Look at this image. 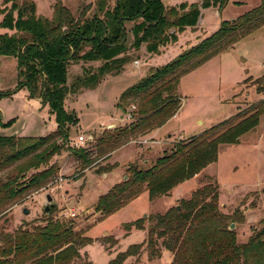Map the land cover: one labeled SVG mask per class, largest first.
Instances as JSON below:
<instances>
[{
	"label": "trees",
	"instance_id": "obj_1",
	"mask_svg": "<svg viewBox=\"0 0 264 264\" xmlns=\"http://www.w3.org/2000/svg\"><path fill=\"white\" fill-rule=\"evenodd\" d=\"M54 2L50 19L36 16L32 0H3L0 4V59L16 61L17 76L22 79L18 88L46 105L56 124V129L43 137H0V218L56 179L58 168L49 162L62 152H70L79 162L78 179L85 170L97 175L110 173L116 167L107 163L112 153L145 139L179 112L182 77L264 27L262 0L257 8L222 22L211 35L171 61L152 65L118 99L122 113L134 107L129 122L104 130L86 148L71 150L67 145L69 129L77 119L64 108L69 94L94 88L103 78L124 73L134 58L131 52L139 58L149 56L147 63L151 65L162 50L177 45L182 34L197 31L201 9L214 5L222 9L228 0H202L177 8L165 7L162 0H93L94 15H85V8L78 18L61 0ZM127 24H131L129 31ZM72 63H97V67L84 69L83 79L68 88L67 69ZM37 81L40 86L36 91ZM253 84L257 93L264 95V74ZM9 95L0 93V97ZM263 113L264 98L234 118L178 143L171 154L158 159L151 168L128 167L126 180L98 198L95 210L100 212V219L116 213L145 191L149 201L168 195L174 187L215 163L218 146L238 143L241 135L255 128ZM179 203V209L149 216L146 228L143 220L123 224L126 233L132 229L146 231V239L130 246L110 264H121L129 256L140 257L144 252L148 260H154L161 257L162 249L172 256L170 264H264V229L246 245H237L218 210L217 185H205ZM55 211L54 207L44 213L48 217L46 225L33 228V232L23 227L12 233L1 231L0 264L70 263L76 256L73 224L53 220Z\"/></svg>",
	"mask_w": 264,
	"mask_h": 264
},
{
	"label": "rangeland",
	"instance_id": "obj_2",
	"mask_svg": "<svg viewBox=\"0 0 264 264\" xmlns=\"http://www.w3.org/2000/svg\"><path fill=\"white\" fill-rule=\"evenodd\" d=\"M32 1L36 7V16L47 19L52 17L54 0ZM201 1L162 0L167 8H176L182 4H200ZM261 1L228 0L222 9H219L218 5L201 9L204 27L198 25L197 31H187L189 36H183L180 44L162 50L161 56L151 65L147 63L149 56L141 55L139 58L131 52L134 58L126 66L124 73L105 77L94 88H84L69 94L64 101V108L76 117L77 124L69 129L67 145L71 150L86 148V144L76 145L79 136L94 140L104 130L127 124L129 109L122 113L117 107L118 99L125 90L147 74L149 67L162 66L171 61L182 51L211 35L222 22H230L257 8ZM2 3L3 0H0V4ZM61 3L75 18H78L85 8L88 9L85 14L88 17L93 16L95 12L93 0H61ZM126 28L129 31L131 24H127ZM0 33L3 31L0 30ZM128 36L130 38V33ZM95 67L97 63L70 64L66 86L73 88L83 79L84 69L91 70ZM263 74L264 27L182 77L178 87V94L182 98L178 118L170 121L163 130V136L131 142L110 156L108 163L116 165L117 171L106 178L94 174L95 171L85 170L84 176L78 179L76 174L81 167L70 152L54 156L49 164H55L58 168L56 179L45 189L30 194L0 218V232L12 233L20 227L33 232L35 227H44L45 220L48 219L44 208L49 206L45 196L50 195L56 208L52 219L63 225L72 223V233L76 236L74 253L78 259L74 256L72 261L66 264H110L138 239L139 244L146 239V231L140 235L136 231L122 241L125 233L122 230L124 223L143 220L146 228L149 216L179 208V201L188 200L197 189L205 185H217L218 210L225 218V228L230 231L229 226L233 224L231 232L236 244L246 245L255 233L264 229V113L259 117L255 128L239 137L238 143L218 146L215 163L174 187L168 195L149 201L145 191L138 199L105 220L100 219L101 214L95 210V206L98 198L108 192L117 173L115 184L126 180L128 167L134 165L141 170L151 168L158 159L171 154L178 143L234 118L239 112H245L263 99L264 95L258 94L253 84V81ZM21 81L17 76L16 61L11 58L0 59V93L10 94L0 97V137H10L14 134L18 137L46 136L54 130L53 116L49 114L46 105L43 106L37 101L39 99L36 96L28 97L24 90L18 88ZM39 86L40 82L37 81L34 89L39 90ZM120 117L125 121L120 122ZM199 121L201 124H198ZM109 124L115 126L106 127ZM168 132L173 134L171 138H166ZM144 161L147 163H143ZM69 209L74 210V218L66 217ZM23 210H27L28 214H23ZM101 245H111L114 248L109 254L103 251ZM91 247L93 250L91 255H88L87 251ZM171 260L172 256L167 253L160 258L148 260L147 253L144 252L140 257L129 256L121 264H170ZM56 264L62 263L57 261Z\"/></svg>",
	"mask_w": 264,
	"mask_h": 264
},
{
	"label": "crops",
	"instance_id": "obj_3",
	"mask_svg": "<svg viewBox=\"0 0 264 264\" xmlns=\"http://www.w3.org/2000/svg\"><path fill=\"white\" fill-rule=\"evenodd\" d=\"M177 8V7H176ZM198 24L201 26V27H204L203 25H204V21H203V16L201 15V18L199 19V22H198ZM186 35H188L187 33H184V34H182L180 37H179V40H178V43L180 44L182 41H181V39H182V37L184 36H186ZM189 36V35H188ZM195 39L197 38V37H194ZM195 42H197V40L195 41ZM178 43H177V45H178ZM181 47V46H180ZM168 49V47L166 48V50ZM39 103H40V100H37ZM179 113H180V111L171 119V120H174V119H177L178 118V116H179ZM122 117V116H121ZM120 117V122H123V121H125L124 119L122 120V118ZM53 119H54V117H53ZM171 120H169L163 127H161V128H159V129H157V130H155V131H153V132H151L147 137H145V139H149V138H153V137H160V136H163V134H164V132H163V130L168 126V124L170 123V121ZM198 124H201V122L199 121L198 122ZM53 125H54V130L56 129V124L55 123H53ZM113 126H115L114 124H109V125H107L106 127H113ZM53 130V131H54ZM52 131V132H53ZM173 131V130H172ZM51 133V132H50ZM202 133V132H201ZM200 133V134H201ZM172 133L171 132H168V135L166 136V138H171L172 137ZM127 146V145H126ZM123 148V147H122ZM122 148H120V149H118L117 151H115L114 153H112L110 156L112 157L113 155H115V153L116 152H118V151H120ZM110 158V157H109ZM109 160V159H108ZM108 160H107V163H108ZM118 163V162H117ZM143 163H147L146 161H144ZM120 166H121V164H119ZM114 171H117L116 169H113L110 173H107V174H102V175H100L102 178H106L108 175H110L112 172H114ZM117 175H118V173H117ZM116 175V176H117ZM116 176L114 177V181H113V183L111 184V186L109 187V189L107 190V191H109L110 190V188L112 187V186H114L115 185V179H116ZM125 180V179H124ZM117 184V183H116ZM107 193V192H106ZM136 199H138V198H136ZM135 199V200H136ZM177 199V198H176ZM134 201V200H133ZM133 201H131L130 203H132ZM129 203V204H130ZM128 204V205H129ZM128 205H126V206H128ZM125 206V207H126ZM121 210V209H120ZM110 217V216H109ZM108 218V217H107ZM106 218V219H107ZM105 220V219H104ZM103 220V221H104ZM102 221V222H103ZM135 221V220H134ZM131 222H133V221H131ZM101 223V222H100ZM127 223H129V222H127ZM125 224V223H124ZM123 230V229H122ZM136 231L137 232H139V233H137V234H139L140 235V233L141 232H143V231H139V230H135V229H132L129 233H124V235H123V239H122V241H125L132 233H136ZM103 234H104V232H103ZM102 234V235H103ZM139 238H140V236H139ZM139 241V239L137 240V242ZM134 243L133 245H136V244H139V243ZM141 243V242H140ZM102 247H103V251L104 252H106V253H109L110 254V252H111V250H113V248H114V246H111V245H108V246H103V245H101ZM93 250V247H91L88 251H87V253H88V255L90 254L91 255V251ZM166 253L167 254H169L167 251H165L164 249H162L161 250V257H162V255H166ZM170 255V254H169ZM90 258V257H89ZM106 259H107V262H108V258H107V256H106ZM90 262H91V258H90ZM92 263V262H91Z\"/></svg>",
	"mask_w": 264,
	"mask_h": 264
},
{
	"label": "built area",
	"instance_id": "obj_4",
	"mask_svg": "<svg viewBox=\"0 0 264 264\" xmlns=\"http://www.w3.org/2000/svg\"><path fill=\"white\" fill-rule=\"evenodd\" d=\"M134 110V107L131 106L130 109H129V112ZM128 118L129 120L131 119V116L130 114L128 113ZM93 139L90 138V137H84V136H79L77 138V141H76V145H87L89 142H92ZM67 218H74L75 217V213H74V210L73 209H69V212L68 214L66 215Z\"/></svg>",
	"mask_w": 264,
	"mask_h": 264
},
{
	"label": "water",
	"instance_id": "obj_5",
	"mask_svg": "<svg viewBox=\"0 0 264 264\" xmlns=\"http://www.w3.org/2000/svg\"><path fill=\"white\" fill-rule=\"evenodd\" d=\"M232 21H233V20H232ZM12 136L14 137V136H16V135L14 134V135H12ZM45 199H46V202L49 204V206H46V207L44 208V211L47 213L51 208H54L55 204L52 203V197H51L50 195H46V196H45ZM176 201H178V199H176ZM177 209H179V208H177ZM23 214L27 215V214H28V211H27V210H23ZM233 228H234V225L231 224V225L229 226V230L232 231Z\"/></svg>",
	"mask_w": 264,
	"mask_h": 264
}]
</instances>
